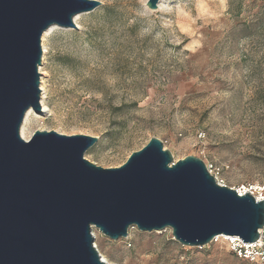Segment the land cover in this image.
Here are the masks:
<instances>
[{
    "label": "rangeland",
    "instance_id": "obj_1",
    "mask_svg": "<svg viewBox=\"0 0 264 264\" xmlns=\"http://www.w3.org/2000/svg\"><path fill=\"white\" fill-rule=\"evenodd\" d=\"M99 1L76 30L54 25L42 40L47 110L32 109L31 135L97 136L85 157L104 168L155 136L175 162L200 158L229 187L263 185L264 0H162L156 10ZM93 232L111 264H264L228 238L198 247L171 228L133 226L117 240Z\"/></svg>",
    "mask_w": 264,
    "mask_h": 264
},
{
    "label": "water",
    "instance_id": "obj_2",
    "mask_svg": "<svg viewBox=\"0 0 264 264\" xmlns=\"http://www.w3.org/2000/svg\"><path fill=\"white\" fill-rule=\"evenodd\" d=\"M162 0H146L156 10ZM99 0H0V264H108L94 229L117 240L129 229L171 228L185 246L220 235L254 242L264 200L220 185L205 162H176L152 137L119 167L85 157L99 137L20 129L28 109L42 112V36L52 25L76 30L74 17ZM41 114V113H40Z\"/></svg>",
    "mask_w": 264,
    "mask_h": 264
},
{
    "label": "built area",
    "instance_id": "obj_3",
    "mask_svg": "<svg viewBox=\"0 0 264 264\" xmlns=\"http://www.w3.org/2000/svg\"><path fill=\"white\" fill-rule=\"evenodd\" d=\"M208 169L209 171H211L210 167ZM215 178L220 185L223 186L226 185L224 182L218 180L217 177ZM236 190L241 196L244 195L246 192H249L256 198V200H262V199L264 200V184L241 185L238 188H236ZM229 240L233 251H235V253H237L238 256L242 258H246L251 261L258 260L264 262V227L260 229V236L258 240L254 242H243L240 238L239 239L231 238Z\"/></svg>",
    "mask_w": 264,
    "mask_h": 264
},
{
    "label": "bare ground",
    "instance_id": "obj_4",
    "mask_svg": "<svg viewBox=\"0 0 264 264\" xmlns=\"http://www.w3.org/2000/svg\"><path fill=\"white\" fill-rule=\"evenodd\" d=\"M162 2V1H161ZM161 6V4H160ZM81 14H78L74 17V21L77 22L78 18L80 17ZM54 28V25L50 26L43 34L42 36V40H44L46 38V36L53 30ZM46 51L44 50V53ZM40 88H41V97H40V103H41V106L43 108V112H45L47 110V106L45 104V95H46V87L44 85V83L42 82L40 84ZM31 112H32V108L28 109L26 114H25V117H24V121L22 123V126H21V129H20V133H21V136L28 140L30 137H31V133H30V128L28 125L29 124V121H30V115H31ZM228 238V239H231V238H235V239H239L238 237L236 236H225V235H220L218 236L217 238ZM103 259L108 263V264H111L104 256H102Z\"/></svg>",
    "mask_w": 264,
    "mask_h": 264
}]
</instances>
